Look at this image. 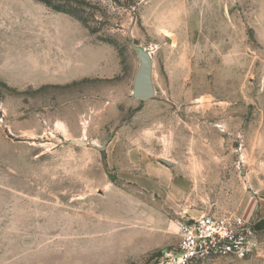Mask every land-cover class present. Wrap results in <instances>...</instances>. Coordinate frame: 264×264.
<instances>
[{
	"label": "rangeland",
	"instance_id": "obj_1",
	"mask_svg": "<svg viewBox=\"0 0 264 264\" xmlns=\"http://www.w3.org/2000/svg\"><path fill=\"white\" fill-rule=\"evenodd\" d=\"M133 46L149 101L131 97ZM107 147L180 180L150 199L149 251L134 196L100 197L120 184ZM262 205L264 0H0V264H153L194 214L264 235Z\"/></svg>",
	"mask_w": 264,
	"mask_h": 264
},
{
	"label": "built area",
	"instance_id": "obj_2",
	"mask_svg": "<svg viewBox=\"0 0 264 264\" xmlns=\"http://www.w3.org/2000/svg\"><path fill=\"white\" fill-rule=\"evenodd\" d=\"M262 228L236 213L201 215L179 223V243L153 264H209L247 261L264 251Z\"/></svg>",
	"mask_w": 264,
	"mask_h": 264
},
{
	"label": "crops",
	"instance_id": "obj_3",
	"mask_svg": "<svg viewBox=\"0 0 264 264\" xmlns=\"http://www.w3.org/2000/svg\"><path fill=\"white\" fill-rule=\"evenodd\" d=\"M82 140L84 141V139ZM72 141H70V144ZM110 146H112V143ZM105 152L108 156L106 163L109 167L113 166V168L117 170L120 184L118 186L112 184L105 185L104 189L106 190L103 189L101 191L100 197L104 198V196H106L105 198H109V200L112 199L107 202L112 208L116 206L117 198L134 196L132 202L130 198L128 199L126 210L129 213L137 211L138 215H136V217H143L144 220L141 222L147 226L143 235H146L145 237L147 238L142 240L144 245L142 250L149 251L153 248V243L151 242L152 240L148 238V235H151V233L156 230L151 228L155 216L153 217L147 214L155 211V209L153 210L154 205H152L150 199L154 197V194L160 197L172 195L171 190L176 191L178 186L177 183L180 180H177L169 166L150 160H144L143 156H140L136 150L124 151L120 148L107 147L105 148ZM153 200L155 202L154 198ZM259 212L261 216L264 217V205L259 208ZM199 216L198 214H194L185 219L197 218ZM242 217L245 218L244 216ZM260 255L264 258V251ZM254 262V260H251L248 264H254ZM258 264H264V259H259Z\"/></svg>",
	"mask_w": 264,
	"mask_h": 264
},
{
	"label": "water",
	"instance_id": "obj_4",
	"mask_svg": "<svg viewBox=\"0 0 264 264\" xmlns=\"http://www.w3.org/2000/svg\"><path fill=\"white\" fill-rule=\"evenodd\" d=\"M136 58L139 61L138 69L133 78L131 97L138 101H149L155 95L152 79V56L151 53L142 47L133 46ZM72 145L85 146L83 140L76 139L71 142ZM164 165L170 166V163L162 161Z\"/></svg>",
	"mask_w": 264,
	"mask_h": 264
}]
</instances>
